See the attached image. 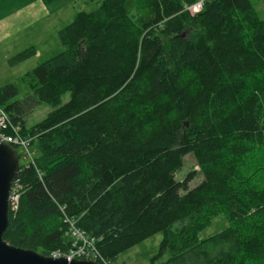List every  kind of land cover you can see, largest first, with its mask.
<instances>
[{
  "label": "trees",
  "instance_id": "1",
  "mask_svg": "<svg viewBox=\"0 0 264 264\" xmlns=\"http://www.w3.org/2000/svg\"><path fill=\"white\" fill-rule=\"evenodd\" d=\"M195 1L101 0L58 30L64 49L20 77L22 96L0 85L39 150L15 177L8 243L68 253L74 219L107 264L158 232L150 264H264V20L250 0ZM40 103L54 108L27 127ZM189 154L199 169L179 181Z\"/></svg>",
  "mask_w": 264,
  "mask_h": 264
},
{
  "label": "rangeland",
  "instance_id": "2",
  "mask_svg": "<svg viewBox=\"0 0 264 264\" xmlns=\"http://www.w3.org/2000/svg\"><path fill=\"white\" fill-rule=\"evenodd\" d=\"M250 1L258 16L264 20V0ZM100 2L101 0H54V3L48 4L43 0H0V85L14 82L19 87V96H22L26 86L19 83L20 77L64 49L58 38V30L70 23L76 13L93 10ZM31 46L36 50L33 56L15 64L10 63V58ZM68 98L69 94L65 93L61 103ZM53 108L48 103L36 105L24 116L26 126L36 124ZM29 150L33 156L39 153L36 143L31 144ZM27 162V159L20 157L21 164ZM198 169L192 156L186 155L175 177L182 181L191 170ZM201 179L202 176L197 172L187 183V187L193 188ZM225 224L226 220L222 215L216 217L200 232V237L219 231ZM162 237V232L154 234L120 253L110 264H150Z\"/></svg>",
  "mask_w": 264,
  "mask_h": 264
},
{
  "label": "water",
  "instance_id": "3",
  "mask_svg": "<svg viewBox=\"0 0 264 264\" xmlns=\"http://www.w3.org/2000/svg\"><path fill=\"white\" fill-rule=\"evenodd\" d=\"M20 167L16 149L0 141V264H99L85 259L53 257L8 243L3 233L9 222V195Z\"/></svg>",
  "mask_w": 264,
  "mask_h": 264
},
{
  "label": "built area",
  "instance_id": "4",
  "mask_svg": "<svg viewBox=\"0 0 264 264\" xmlns=\"http://www.w3.org/2000/svg\"><path fill=\"white\" fill-rule=\"evenodd\" d=\"M204 2L205 0H196L186 9L191 14L198 13L202 10ZM6 130H9V132H6ZM31 140L32 138L29 135L23 136L20 133L19 127L12 124L8 114L0 109V141L12 145L18 153L19 160L20 157H22L24 159H27L28 162H33V154L29 150ZM19 188L20 185L14 180L9 195L11 210L17 209ZM67 222L69 224V234L72 238L71 248L68 253H61L56 251L53 252L51 256H65L67 259H85L96 261L99 264H107V262L99 255L97 249L95 248L94 241L76 225V220L67 219Z\"/></svg>",
  "mask_w": 264,
  "mask_h": 264
},
{
  "label": "crops",
  "instance_id": "5",
  "mask_svg": "<svg viewBox=\"0 0 264 264\" xmlns=\"http://www.w3.org/2000/svg\"><path fill=\"white\" fill-rule=\"evenodd\" d=\"M52 3H54V1H52V2H50V3H48V4H52ZM46 5H47V4H46ZM46 5H45V6H46ZM45 6H44V7H45ZM48 6H49V5H48Z\"/></svg>",
  "mask_w": 264,
  "mask_h": 264
}]
</instances>
